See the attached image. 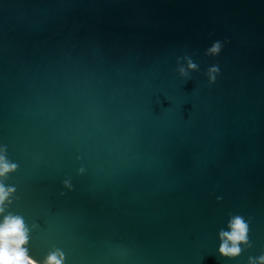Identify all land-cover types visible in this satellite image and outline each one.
<instances>
[{
  "label": "water",
  "instance_id": "1",
  "mask_svg": "<svg viewBox=\"0 0 264 264\" xmlns=\"http://www.w3.org/2000/svg\"><path fill=\"white\" fill-rule=\"evenodd\" d=\"M0 155L38 264H264V0H0Z\"/></svg>",
  "mask_w": 264,
  "mask_h": 264
},
{
  "label": "clouds",
  "instance_id": "2",
  "mask_svg": "<svg viewBox=\"0 0 264 264\" xmlns=\"http://www.w3.org/2000/svg\"><path fill=\"white\" fill-rule=\"evenodd\" d=\"M219 41H214L208 51L216 54L220 51ZM15 165L9 163L0 155V177L14 169ZM11 187H5L0 183V214L4 213L3 205L7 201ZM228 231L221 232V244L218 251L222 255H236L240 249L238 242H244L247 239V223L242 217L235 216L229 221ZM28 229L19 215L3 214L0 215V264H38L36 260L27 254L24 247L27 242ZM264 262V255L258 258ZM62 256L59 252L49 253L39 264H61Z\"/></svg>",
  "mask_w": 264,
  "mask_h": 264
}]
</instances>
